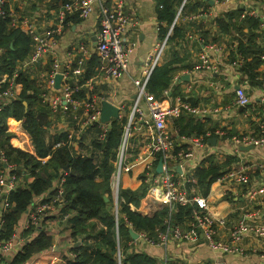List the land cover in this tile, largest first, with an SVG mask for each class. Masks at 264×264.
Masks as SVG:
<instances>
[{
  "label": "crops",
  "instance_id": "0c3cea01",
  "mask_svg": "<svg viewBox=\"0 0 264 264\" xmlns=\"http://www.w3.org/2000/svg\"><path fill=\"white\" fill-rule=\"evenodd\" d=\"M66 1L74 0H8L7 9L14 11L18 15L30 18L37 25L38 31L44 32L57 26L59 13ZM118 1L106 0V3L111 5ZM121 1L126 13L132 20L128 32V40L137 42L129 64L130 75L137 77L142 75L148 56L155 53L159 43L163 40L159 32L162 24L158 19L160 1ZM212 1L213 3L210 0H206L209 5L205 8L202 6L201 8L205 10H200L197 13H191L187 10L183 12L181 10L179 14L181 4L178 7L175 18L177 20H174L177 25L186 26L192 22L191 20L197 19L201 28H193L195 32H188L185 39H181L177 46L170 48V45L167 44L159 65L172 59L179 68L173 72L170 86L164 89V91L167 90V94L163 92L164 99L159 100L165 106H168L174 105L177 98L181 97L193 105H204L210 109L218 108L219 110L216 112L210 111L202 117L183 114L179 118L169 120L168 130L176 138L177 144L185 147L189 145L187 144L188 142H185L184 137L191 136L187 133L195 134L199 132L201 136L204 135L207 138L208 146L204 153L195 151L191 157L190 163L197 164V166L202 163L207 164L208 160L223 164L231 156H236L232 166L241 163L249 165L264 163V147L242 146L236 150L231 141L233 135L257 131L260 122L264 120V62L257 69L259 71V80H262L263 84L254 85L244 76V72L241 70L243 64L250 57L246 59V57L238 53L234 59L229 52V49L236 47V45L229 47V39L231 37H242L246 45H258L260 49L263 48L264 2L249 1L242 3L241 0ZM237 8L240 9L237 17L238 22L246 19L248 21L241 31L232 29L230 34H224L217 23V19L223 17L227 11ZM248 10H253L255 13H247L245 17H242V13L248 12ZM197 14L202 16H196ZM200 18H202V21H200ZM253 20L259 21L258 26L252 25ZM98 28L99 19L97 13H91L86 18L80 17L78 13L67 15L65 29L61 35H58L53 52L46 53L39 62L31 67L32 75L36 78L37 83L39 85L42 84L37 76H44V84L48 88V83L45 82L49 78L46 68L47 66L53 67L56 61L59 63L60 70L65 68L67 64L75 65L82 54L81 45L86 46L90 56L92 54L98 56L96 52ZM210 45L221 48V51L210 52L211 58L220 65L219 72L200 67L202 62L200 55L206 48H210ZM176 51L177 56L174 57V52ZM28 63V59L22 63L20 62V68L26 69L30 67ZM130 75H125L117 80L98 81L94 85V91H92L98 97L108 99L116 104L120 108L119 116H128L136 96V87ZM238 84H246V91L251 98L247 106L237 105L236 103L235 89ZM4 102V100H1L0 105L4 104ZM64 121L53 118L51 123L46 126V139L48 142L53 140L59 128L66 130L65 127L68 123ZM14 123L15 126H13ZM14 123L9 125L10 132L14 134L12 138L13 146L36 154V149L30 148V139L24 133L26 129L23 126V120H15ZM145 130L146 125L141 129L136 127L133 130L130 144L133 147L132 151L136 154L146 134ZM217 130H221L222 134H218ZM214 136L217 139L212 144L209 140ZM79 147L80 144L73 146V148ZM83 151L84 154H90L86 149H83ZM132 158V171L123 176L122 186L136 189L142 184L141 177L144 173L147 158ZM19 168L21 169L22 167L20 166ZM63 170L68 173L65 167ZM249 174L252 183L264 182V170L259 166L254 165L250 169ZM220 177L211 184L208 194H204L202 188L198 185L194 186V189L208 199L210 210L218 221L219 235L227 239L232 228L239 220L244 215L254 211L257 205L255 203L250 204L248 199L245 198L243 185L230 180L220 179ZM32 179L33 177L29 176L24 180ZM22 180L23 177L20 176L19 185ZM49 195L50 193L46 192L36 197L34 203L24 212L19 224L16 226V234L19 238L26 239L28 236L33 238V235L37 234V232L31 234L25 231L28 215L38 203L45 202L43 200H47ZM133 206L135 205L133 204ZM69 213L72 215L71 211ZM191 220L185 223L186 226L180 227L183 230H190ZM95 222L97 229L100 228L102 224L98 220H95ZM41 228L53 236L52 246L42 253L34 255L27 264H65L70 260L68 253L74 252L71 250V246L76 243L70 236L67 221L61 223L59 217L51 215L41 222ZM129 244H132L131 247L135 250L146 252L156 258L158 264H164L166 260L170 264H264V240L253 236H245L242 239L240 246L244 253L241 254L216 252L211 249L207 240L199 233L194 236V240L171 238L167 247L158 244L150 245L143 238H138L135 242ZM15 248L18 250L19 245ZM0 254L6 258L2 263L8 264L9 259L15 254V250L4 253L0 246Z\"/></svg>",
  "mask_w": 264,
  "mask_h": 264
},
{
  "label": "built area",
  "instance_id": "2783aa9c",
  "mask_svg": "<svg viewBox=\"0 0 264 264\" xmlns=\"http://www.w3.org/2000/svg\"><path fill=\"white\" fill-rule=\"evenodd\" d=\"M186 1L183 0L179 14ZM241 1L242 3L249 1L264 2V0ZM7 2L8 0H0V16H11L10 25L22 29L32 38V51L28 58V65L36 64L46 53L53 52L58 35H61L65 29L67 15L78 13L80 17L86 18L91 13L98 14L99 28L96 40V52L99 57V64L96 65L95 72L89 78L83 79V73L86 71L87 60L90 54L86 46L81 45L82 54L77 59L75 65L67 64L65 68L60 70L58 61L54 63L53 71L47 80L48 91L43 94V101L50 105L55 114L61 116L60 120H65L67 115H72L74 126H77V129H70L68 125L65 127L66 130L59 128L57 134L67 132V136L57 141L53 145V149L64 146L73 148L74 145H79L81 132L90 128L91 125L100 127L102 129L100 136L104 138L109 127V124L101 121L102 100L105 98H100L94 92L92 93L95 89L94 85L98 81L117 80L125 75H130V58L137 45L136 41L128 40V32L132 20L126 13L123 2L119 0L114 4L108 5L106 0L66 1L59 13V23L57 26L49 28L44 32L38 31L37 25L30 18L5 9L4 7ZM247 13L252 14L255 12L253 10L245 11L242 13V17H245ZM196 16L202 15L197 14ZM175 24L176 21L173 22L167 36L159 43L155 53L148 56L142 75L137 77L130 75L136 87V96L128 114L127 122L123 126L122 139L115 161L116 168L112 180L114 215L116 220H118L120 202L123 200L120 199L123 173L132 171V157H146L147 163L143 171L142 181L147 184V192L140 199L138 205L134 204L135 206H133V203H131V207L142 214L151 215L160 209V207L167 206L171 214L176 205L181 204L192 205L193 212L190 230H183L180 226L170 229V218H167L165 222L168 224V228L159 232V241L155 242L147 234L138 232L131 227L139 234L138 238H143L150 245L158 244L167 247L171 238L194 240V236L199 233L203 235L214 251L241 254L244 253V250L241 248L240 243L245 236H253L264 240V182L252 183L249 174L250 169L254 165L264 170V163L251 165L241 163L234 165L220 177V179L230 180L243 185L245 198L248 199L250 204L255 203L257 205L254 211L249 212L239 220L232 228L227 239L220 237L217 227L218 221L210 210L208 199L194 189V186L197 184L194 172L199 165L190 163L195 151L204 153L208 146V140L204 135L185 136V142H188L187 144L190 146L185 147L184 145H178L176 138L168 130V122L173 118H179L183 114L202 117L210 111L216 112L219 109H210L204 105H193L181 97L177 98L174 105L165 106L162 101L157 99L148 90V83L152 72L162 59L168 44V36L172 33ZM209 47L200 55L202 61L200 67L213 72H219L220 65L211 58L210 52L221 51V48L215 45H210ZM260 58L264 60V46L260 53ZM58 72L63 75L60 89L54 87V77ZM15 77L16 74L11 77L8 74H4L0 78V101L4 100V104L16 97L17 82L15 81ZM3 82L7 83L4 88L2 87ZM235 93L237 105L247 106L250 103L251 98L246 91V84H238ZM164 94H167V90L164 91ZM4 104L0 105V108ZM144 125H146V134L136 154L132 151L133 147L130 144L133 130L136 127L141 129ZM24 133L30 139V148L35 149L30 133L27 130ZM217 133L222 134V131L217 130ZM231 141L236 150L242 146L264 147V120L260 122L257 131L233 135ZM74 149L77 153L85 155L81 145L79 148ZM129 153L131 158L129 157ZM50 157L51 155H48L42 160L45 162ZM160 160L163 161V165L162 171L159 172L156 170V167ZM0 162L3 164V168L0 171L1 233L4 224V219H2L3 212L11 205L8 198L11 192L19 186L20 177L15 171L16 165L8 163L6 153L2 149H0ZM178 166L182 168V173L178 171ZM66 174L67 172L62 170L61 177L55 181L56 191L50 193L45 202L38 203L31 210L28 215L27 224L25 225L26 230L30 225H35V232H39L41 222L51 215L59 217L61 223L66 222L71 216L68 211H64L67 204L64 184ZM138 238L133 239L131 243L135 242ZM117 239L119 240L118 234ZM30 240H32L31 236H28L26 239L19 238L15 230L10 239H0V246L4 253H9L13 250L16 253ZM17 245H19L18 250L15 248ZM75 256V252L68 253L70 260H73ZM117 260L121 264L122 253L120 249L118 250ZM164 264L170 263L166 260Z\"/></svg>",
  "mask_w": 264,
  "mask_h": 264
},
{
  "label": "trees",
  "instance_id": "16d2710c",
  "mask_svg": "<svg viewBox=\"0 0 264 264\" xmlns=\"http://www.w3.org/2000/svg\"><path fill=\"white\" fill-rule=\"evenodd\" d=\"M159 1L158 19L162 22L159 32L161 38L164 39L183 0ZM208 5L206 0H187L182 11L197 13L200 10L204 11ZM202 6L204 8H201ZM4 8L7 9V3ZM239 11V8L229 10L223 17L217 19V23L224 34H230L232 29L241 31L248 21L246 19L238 22ZM191 21L186 26L177 25V23L174 25L172 33L167 39L170 48L177 46L181 39H185L188 32H195L193 28H201L200 23H198L199 20ZM10 22L11 16H0V78L2 74H8L9 77L16 74L17 94L13 100L0 108V149L5 151L8 163L16 165L15 171L19 177H23L22 183L24 184L21 183L8 198L11 205L2 215L4 224L0 239L8 240L11 238L24 212L34 203L36 197L46 192L56 191L54 182L61 177L63 168L68 166L64 183L67 199L64 211L72 212V215L67 219V224L70 229V236L77 244L71 246V250L76 253L75 258L68 260L66 264H119L117 260L119 249L122 253L121 264H158L157 259L150 254L137 251L131 247L132 244L129 243L133 238L129 231L130 227L147 234L149 238L157 242L159 241V232L168 228L165 220L170 218V229L177 226L184 227L186 226L185 223L192 219L193 206L178 204L171 211V214L169 207L162 206L151 215L142 214L130 205L131 203L138 205L140 199L146 194L147 185L142 181L141 186L136 189L124 186L120 188V199L123 200L120 202V214L116 220L112 180L116 168L117 151L127 116L113 118L104 138L100 136L102 129L96 125H91L90 128L81 132L78 143L82 149H86L90 154L77 153L74 148L69 146L53 149V145L57 141L66 138L67 132L56 133L52 141H47L46 126L51 123L53 118L60 119L61 116L55 114L50 105L43 101V94L48 91V88L45 84L39 85L36 78L33 77L31 67L34 65L32 64L26 69L20 68L19 63L28 59L31 54L33 41L22 29L12 27ZM258 22L253 20L252 25L258 26ZM229 40V47L236 45L234 49H229L234 59L238 53L246 59L250 57L241 68L244 76L250 80L251 84H263V81L259 80V71L257 70L264 62L260 58L262 48L260 49L258 45H246L242 37H231ZM175 56H177V51L174 52ZM98 64V56L92 54L88 58L83 79L89 78L95 72V67ZM178 68L172 59L154 68L148 83V90L157 99H164V89L170 86L173 72ZM46 69L47 76H49L53 67L47 66ZM6 84L3 82L2 87L4 88ZM24 101L27 102V107ZM15 120H23L24 128L33 139L36 154L13 146L14 134L10 132L9 125ZM65 120L70 129H77V126H74L72 115H67ZM87 133H90L89 140L84 141ZM187 134L200 136L199 132ZM48 155L51 157L44 162L42 159ZM235 157L231 156L223 164L208 160L207 164L202 163L195 169L196 185L202 188L204 194H208L211 184L232 167ZM2 168L3 164L0 162V171ZM129 173L131 171L124 172L122 178ZM29 176H32L33 179L24 180ZM95 220L102 224L98 229ZM35 228V225H30L25 231L33 234L36 231ZM52 242L53 236L41 228L32 240L25 243L23 248L9 259L8 264H27L34 255L49 249ZM5 259L0 254V264Z\"/></svg>",
  "mask_w": 264,
  "mask_h": 264
},
{
  "label": "water",
  "instance_id": "95a60500",
  "mask_svg": "<svg viewBox=\"0 0 264 264\" xmlns=\"http://www.w3.org/2000/svg\"><path fill=\"white\" fill-rule=\"evenodd\" d=\"M210 2L213 3L212 0H210ZM62 78H63L62 73L58 72V73L55 74L54 87L56 89H60ZM24 103H25V106L27 107V102L24 101ZM119 115H120V108L116 104L112 103L108 99H103L102 100V106H101V121L102 122H104L106 124H110L112 119L113 118H118ZM216 139H217V137L214 136V137H212L209 140V142L214 144L216 142ZM162 165H163V161L160 160L158 162L157 171H159V172L162 171ZM65 169L68 170V166H65ZM177 169H178L179 172H182V168L180 166H178ZM105 199L108 200L107 197H105ZM129 231H130V234H131L133 239L138 238L139 234L136 231H134L132 228ZM2 264H5V263H2Z\"/></svg>",
  "mask_w": 264,
  "mask_h": 264
},
{
  "label": "rangeland",
  "instance_id": "374dc122",
  "mask_svg": "<svg viewBox=\"0 0 264 264\" xmlns=\"http://www.w3.org/2000/svg\"><path fill=\"white\" fill-rule=\"evenodd\" d=\"M14 12V11H13ZM29 66L31 67V65L29 64ZM38 78H39V81L42 83V84H44V79H45V77L43 76V77H40V76H37ZM46 82V81H45ZM127 118H128V116H127ZM57 120V119H56ZM17 121H19V120H17ZM54 122V121H53ZM58 122H59V120H58ZM92 135V134H91ZM89 137H90V133H87L86 134V136H85V138H84V141H88L89 140ZM129 157L131 158V155H130V153H129Z\"/></svg>",
  "mask_w": 264,
  "mask_h": 264
},
{
  "label": "bare ground",
  "instance_id": "6f19581e",
  "mask_svg": "<svg viewBox=\"0 0 264 264\" xmlns=\"http://www.w3.org/2000/svg\"><path fill=\"white\" fill-rule=\"evenodd\" d=\"M13 126H15V123H14V125Z\"/></svg>",
  "mask_w": 264,
  "mask_h": 264
}]
</instances>
